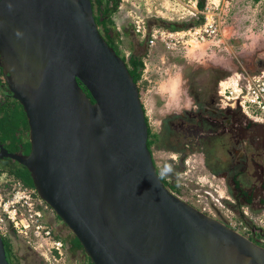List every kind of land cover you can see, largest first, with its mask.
<instances>
[{
  "label": "water",
  "instance_id": "water-1",
  "mask_svg": "<svg viewBox=\"0 0 264 264\" xmlns=\"http://www.w3.org/2000/svg\"><path fill=\"white\" fill-rule=\"evenodd\" d=\"M0 67L29 143L0 158L27 168L92 264H264V247L160 177L138 86L91 0H0Z\"/></svg>",
  "mask_w": 264,
  "mask_h": 264
},
{
  "label": "rangeland",
  "instance_id": "rangeland-1",
  "mask_svg": "<svg viewBox=\"0 0 264 264\" xmlns=\"http://www.w3.org/2000/svg\"><path fill=\"white\" fill-rule=\"evenodd\" d=\"M93 2L96 6V1ZM207 14H212L217 22L219 32L215 37L182 42L188 36L178 35L172 38L174 43L167 45L157 33L154 43L148 44V34L154 30L181 31L195 27ZM110 18V29L120 53L125 56L136 53L143 59L144 67L137 85L152 135H157L163 114L184 104L182 100L177 103L174 93H179V98L184 95L188 98L186 93H199L198 89H204L206 94L210 91L216 94L219 81L229 76L236 77L239 86L245 89L248 81L260 76L254 71H246L240 56L264 45V0H203L202 7L198 0H119L117 8L111 10ZM136 18L143 22L144 35L135 30ZM154 141L151 148L157 166L170 174V178H175L173 188L168 186L171 191L173 189L182 199L206 209L215 206L226 212L225 196L228 193L223 180L211 177L198 153H187L179 159L176 151ZM167 160L172 164H165ZM10 182L12 179H8L5 172L0 173L2 188L6 190ZM219 194L224 196L219 197ZM48 213L55 215V221L48 217L54 233L64 235L69 228L51 207L47 216ZM9 232L15 254L14 258L10 257L13 264H45V256L31 245L30 239L12 230ZM51 258L50 255L47 257Z\"/></svg>",
  "mask_w": 264,
  "mask_h": 264
},
{
  "label": "flooded vegetation",
  "instance_id": "flooded-vegetation-1",
  "mask_svg": "<svg viewBox=\"0 0 264 264\" xmlns=\"http://www.w3.org/2000/svg\"><path fill=\"white\" fill-rule=\"evenodd\" d=\"M97 26L103 33L102 25ZM240 61L246 71L264 76V45L241 55ZM221 81L216 94L213 91L206 94L204 89H198L199 93H186L188 98L182 96L180 100L184 104L161 116L157 137L153 141L176 151L179 159L187 153H198L211 177L223 180L228 193L225 196L226 212L215 206L202 210L196 202H188L227 225L228 218L235 219L236 226L230 227L264 247V122L249 116L240 104L223 98L219 92ZM22 109L8 88L0 67V120L12 112H16L21 120ZM11 125L8 123L7 127L11 129L7 132L0 126V149L27 153L28 128L23 130L20 124L13 129ZM149 147L152 152L151 144ZM153 160L166 186L173 188L175 178H170V174L161 170ZM18 164L21 163L9 156L0 158V165ZM165 164L170 165L172 161L167 160ZM223 196L219 194V197Z\"/></svg>",
  "mask_w": 264,
  "mask_h": 264
},
{
  "label": "built area",
  "instance_id": "built-area-1",
  "mask_svg": "<svg viewBox=\"0 0 264 264\" xmlns=\"http://www.w3.org/2000/svg\"><path fill=\"white\" fill-rule=\"evenodd\" d=\"M136 18V31H142L143 22ZM219 32L218 25L212 14L205 15V20L195 26H190L188 29L175 31H160L154 30L148 34V44L154 43L157 33L160 39L167 45L174 43L172 38L188 36L182 42H189V39L196 41H204L215 37ZM177 40H179L177 38ZM247 87L242 89L238 84V79L233 76L220 82L219 92L223 98L229 99L234 103L240 104L249 116L257 121L264 122V77H253L248 81ZM251 111V113L249 112ZM8 188L3 189L0 184V234L9 235L12 230L22 234L30 239L32 246L37 249V246L42 248L41 253L47 258L53 250L60 251L63 246L61 238L57 237L54 229L49 222L47 212L50 206L38 195L34 186L24 185L19 179H12ZM218 200V198H215ZM206 210L205 206L201 207ZM230 226H236V221L233 218H228ZM43 243V245L41 244Z\"/></svg>",
  "mask_w": 264,
  "mask_h": 264
},
{
  "label": "trees",
  "instance_id": "trees-1",
  "mask_svg": "<svg viewBox=\"0 0 264 264\" xmlns=\"http://www.w3.org/2000/svg\"><path fill=\"white\" fill-rule=\"evenodd\" d=\"M91 1H92L95 21H96L97 25L98 24L102 25L103 36L105 37L106 41L111 46L114 47L116 52L125 61V64L129 70L130 74L132 75L133 80L137 84L138 80L141 77L142 68L144 67L143 59L141 58V55L136 54V53H130L127 56L121 54L119 49L115 45L114 37H113V34L111 32V29H110V22H111L110 12H111V10H115L117 8L119 0H95L96 6H94L93 0H91ZM198 4L200 7H202L203 0H198ZM80 84L83 86V88L88 93V90L84 87V85L82 83H80ZM138 89H139V86H138ZM142 107H143V105H142ZM143 110H144V107H143ZM144 112H145V110H144ZM21 116H22L21 120L19 119L20 117L16 112H12V114L10 116H4L0 120L1 128L6 131L8 129H11L10 127H7L8 123L12 124L11 126L13 129L15 127H17V125L21 124L22 129L27 131L28 124H27L26 116H25L23 109L21 110ZM145 119L147 121L146 115H145ZM147 127H148L147 144H148V146H150L151 141H153L155 139V137H157V135L155 133H153V135L151 134L148 123H147ZM2 172L6 173L8 179H14V178L19 179L24 185L33 186V181L31 179L30 173L23 164L8 165L7 167L0 165V173H2ZM73 238L75 239L76 244L78 246H81L78 239L74 235H73ZM2 240L4 243V248H5V252H6V256H7V259L9 261V264H13V262H11V259H10V257L12 258V256H14V252L12 250L11 238L9 237V235H6V236L2 235ZM89 264H92L90 260H89Z\"/></svg>",
  "mask_w": 264,
  "mask_h": 264
},
{
  "label": "crops",
  "instance_id": "crops-1",
  "mask_svg": "<svg viewBox=\"0 0 264 264\" xmlns=\"http://www.w3.org/2000/svg\"><path fill=\"white\" fill-rule=\"evenodd\" d=\"M174 96L178 103L181 99V97L179 98V93H174ZM168 100L169 99H167V101ZM48 217H51L53 219L52 221L56 220L53 213H48ZM11 235V232H9V237ZM55 235L62 239L63 246L60 251L53 250L50 253V258L52 257L51 259L43 258L45 260V264H89L88 257L84 253L82 247L76 244L75 239L73 238V234L69 229L66 230L64 235H60L58 232H55ZM41 245H43V243ZM38 250L41 253L42 248L40 246H37V251ZM12 258L14 257L12 256Z\"/></svg>",
  "mask_w": 264,
  "mask_h": 264
}]
</instances>
